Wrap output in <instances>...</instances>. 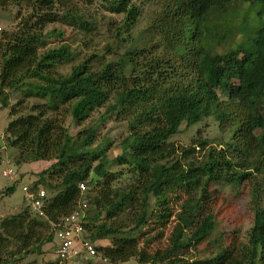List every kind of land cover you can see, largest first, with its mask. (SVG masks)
I'll use <instances>...</instances> for the list:
<instances>
[{
  "label": "trees",
  "instance_id": "obj_1",
  "mask_svg": "<svg viewBox=\"0 0 264 264\" xmlns=\"http://www.w3.org/2000/svg\"><path fill=\"white\" fill-rule=\"evenodd\" d=\"M65 1L0 0L1 6L13 5L19 12L18 28L0 32V108L8 107L6 88L47 99L31 105L28 113L20 112L23 98L8 108L14 118L4 130L5 146L17 150L18 162L24 156L54 160L38 173L32 190L41 183L57 190L53 196L46 192L44 216L25 205L0 220V264H18L54 239V225L78 209L80 183L95 190L87 201V212L93 214L85 216V237L93 243L112 238L111 245H95L97 253L88 263L98 256L103 264L131 258L141 264H198L184 256L217 225L210 186L220 182L248 188L253 222L246 243L237 247L230 242L201 263L264 264V206L258 201L264 195V0H153L159 8L139 39L132 36L141 14L136 1L109 0L111 9L123 15L117 40L131 37L129 46L119 54L111 52L115 59L99 68L84 59L63 74L58 66L73 58L68 46L39 48L49 36L61 35L45 32L47 24L83 20ZM24 8L26 13H21ZM117 40L116 47L121 45ZM32 78L38 82L25 81ZM60 104L67 105L65 114L77 124L102 107L100 120L114 114L128 120L116 161L133 170L129 181L118 184L120 170L109 171L106 150L111 141L92 146L96 124L72 135L56 111ZM207 117L221 130L231 129L227 147L209 148L204 158L193 161L190 154L196 146H207L206 140L195 141L181 151L183 157H176L169 139L182 123L189 127ZM178 194L185 197L165 248L148 251L114 224L136 204L130 231L152 218L163 226Z\"/></svg>",
  "mask_w": 264,
  "mask_h": 264
},
{
  "label": "rangeland",
  "instance_id": "obj_2",
  "mask_svg": "<svg viewBox=\"0 0 264 264\" xmlns=\"http://www.w3.org/2000/svg\"><path fill=\"white\" fill-rule=\"evenodd\" d=\"M63 1V0H61ZM109 0H66L68 6H71L73 11L80 13L81 19L72 18L69 23L62 22L60 20L47 24L46 31H59L61 35L49 36L46 38V45L39 48L40 51L58 47L61 44H66L70 51L73 52V58L67 63H62L58 66V71L67 74L71 67L84 60L88 59L95 67H100L106 61L115 59L112 53H121L123 49H127L130 44L131 37L126 39H119L116 26L120 24L123 15L117 13L111 9L108 2ZM140 8L141 14L138 18L136 25L133 28L132 36L139 39V35H143L149 25L153 13L157 7L153 0H135ZM61 4H57L59 11L64 10ZM25 12V8L21 10V13ZM19 12L15 6L10 5L3 7L0 5V27L2 30L15 31L18 28L19 19L17 18ZM26 13V12H25ZM85 22L88 25L83 26ZM118 36V37H116ZM143 37V36H142ZM121 45L116 47L118 42ZM138 42V41H137ZM113 49L110 48L112 44ZM112 52V53H111ZM33 82H38L35 78L25 79ZM27 87L24 88V90ZM9 91L10 97L8 100L7 108H0V146L4 148L0 149V220L4 217H8L12 214L18 213L25 205L28 204L27 192L23 191V187L32 188L37 181H39L38 173L47 167L54 160L51 161H33L32 159L24 156L22 160L18 162L16 157L17 150L13 147L5 146V127L8 122L14 118L9 116V107L16 104V102L23 98L24 103L21 107V113L30 112V107L33 104L45 103L46 98H39L35 96L24 97L22 90L13 91L6 88ZM65 107L67 105H58L57 113H62L59 117L62 118V124L67 127L69 133L76 135L79 131L85 129L90 124H96V140L92 145L95 147L98 144H102L105 141H111L107 147L106 155L109 159V171L120 170L118 184L129 181L133 170L129 164H119L116 161V157L122 152L121 141L128 134V120L118 118L115 114L111 116H105L104 120H100V116L104 113L105 108L102 107L94 111L91 116L79 124L75 123L69 114H65ZM19 113V112H18ZM51 113V112H50ZM53 114L55 112L53 111ZM50 114V115H53ZM232 131L231 129L221 130L218 123L212 118L207 117L199 121L197 124L187 127L185 123L180 125V128L176 134L170 139V143L174 145L176 149V157H183L184 154L181 151L185 148H191L194 146L195 141H207L205 149H201L200 146H196L193 153L190 154V159L193 161H200L204 158L209 148L221 149L227 147V142L231 141ZM11 168L16 176H11L6 173L7 169ZM55 182V181H53ZM41 183V182H40ZM9 186H13L11 192H7L5 189ZM39 188L44 189L48 196H53L57 190H49L45 184L40 185ZM94 187L84 185L81 190V199L79 205L82 208L85 216H91L92 211L87 212V201L89 197L95 194ZM210 191L213 198L216 199L214 205V216L217 223L214 230L210 233L207 239L201 244L193 247L184 256L190 262L197 261L198 264H203L201 261L209 259L215 255L221 248L226 247L230 242H235L237 247L247 242L248 230L253 222V201L249 193L248 188L241 186L235 187L233 184H226L224 182L211 184ZM178 199H173L170 204L172 210V216L168 222L161 226L156 223L154 219H149L148 223L139 230L130 231L133 226L132 221L134 219L133 213L134 207L129 209L126 213L120 214L116 218L114 224L121 226V229L126 234L139 239V246L144 247L148 251H152L156 248H165L170 240L172 231L177 224L176 214L180 211L179 204L185 197L184 194ZM259 203L264 206V195L258 200ZM136 202V201H135ZM88 220L84 219V223ZM111 223V221H106ZM50 230L45 231V235H49ZM87 235V231L83 233ZM112 238L98 239L93 243L94 245H111ZM55 241H45L41 246L40 253H29L23 258L18 260V264H49L54 261L55 258ZM238 249V248H236ZM79 260V259H77ZM79 264H103L100 261V257L96 256L88 263L87 259H82ZM123 264H141L135 258H131Z\"/></svg>",
  "mask_w": 264,
  "mask_h": 264
},
{
  "label": "built area",
  "instance_id": "obj_3",
  "mask_svg": "<svg viewBox=\"0 0 264 264\" xmlns=\"http://www.w3.org/2000/svg\"><path fill=\"white\" fill-rule=\"evenodd\" d=\"M2 28L0 27V32ZM6 173L13 176L14 172L11 168ZM79 188H84V184L80 183ZM23 191L27 192L28 206L30 210L37 216H44L43 207L45 205L46 193L44 189L37 188L32 190L26 186ZM85 215L81 206L78 209L65 216L63 220L54 225V241H55V258L57 264H79L82 259H88L96 255L97 251L93 242L87 239L83 233L87 230L84 228ZM79 259V260H77ZM106 261V259H104Z\"/></svg>",
  "mask_w": 264,
  "mask_h": 264
},
{
  "label": "crops",
  "instance_id": "obj_4",
  "mask_svg": "<svg viewBox=\"0 0 264 264\" xmlns=\"http://www.w3.org/2000/svg\"><path fill=\"white\" fill-rule=\"evenodd\" d=\"M0 138H2V135L0 134ZM4 143V140H3ZM5 145V144H4ZM4 148V146H0V149ZM14 177L16 176V174L13 175ZM40 187V186H39Z\"/></svg>",
  "mask_w": 264,
  "mask_h": 264
}]
</instances>
